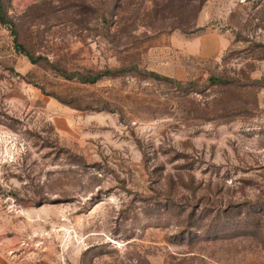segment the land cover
<instances>
[{
    "label": "rangeland",
    "instance_id": "1",
    "mask_svg": "<svg viewBox=\"0 0 264 264\" xmlns=\"http://www.w3.org/2000/svg\"><path fill=\"white\" fill-rule=\"evenodd\" d=\"M9 13L0 264H264V0Z\"/></svg>",
    "mask_w": 264,
    "mask_h": 264
},
{
    "label": "trees",
    "instance_id": "2",
    "mask_svg": "<svg viewBox=\"0 0 264 264\" xmlns=\"http://www.w3.org/2000/svg\"><path fill=\"white\" fill-rule=\"evenodd\" d=\"M0 23L3 25H7V26H11L14 25V21L9 13V0H0ZM13 29V28H12ZM14 32V30H12ZM19 49L22 51H25L26 54L32 58L31 54L25 49L24 46L19 44ZM115 74L117 73L116 70L112 71V70H106L105 72H99L97 74H91L87 77H84L82 74L81 77L83 79H85V81H88L90 83H94L96 81H98L99 79H101L103 76L105 75H109V74ZM210 81L212 82V84L215 85H222V86H226V85H233V82L231 80L226 79V77H222V76H214L210 78ZM192 214H195V211L192 212Z\"/></svg>",
    "mask_w": 264,
    "mask_h": 264
}]
</instances>
